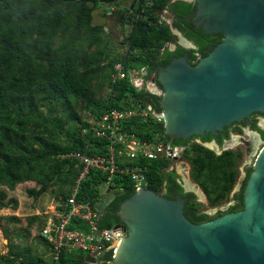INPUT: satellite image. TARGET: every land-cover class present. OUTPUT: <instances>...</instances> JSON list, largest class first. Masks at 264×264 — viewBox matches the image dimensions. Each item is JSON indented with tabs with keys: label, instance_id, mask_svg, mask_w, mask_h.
I'll list each match as a JSON object with an SVG mask.
<instances>
[{
	"label": "trees",
	"instance_id": "16d2710c",
	"mask_svg": "<svg viewBox=\"0 0 264 264\" xmlns=\"http://www.w3.org/2000/svg\"><path fill=\"white\" fill-rule=\"evenodd\" d=\"M112 1L123 3L121 0H0V212L10 205L18 207V200L10 198L9 191L27 181L37 183L38 188L28 190L34 199L55 186L59 200L66 199L80 173V168L76 167L78 159L67 155L86 151L92 156L106 154L108 140L81 134L80 124L88 126L89 123L79 110L99 115L108 101L110 107L118 108L129 106L133 100L161 109L155 96L137 92L128 80H120L114 85L115 96L111 99L101 95L111 83L116 62L123 60L128 67L148 65L151 70L158 64L168 65L174 57L187 51L182 46L176 50L165 48L168 42L177 38L174 28L193 40L204 57L220 42L215 35L204 33L202 27L193 30L196 2L152 0L153 6L147 12L149 19L157 20L168 10L176 13V20L173 24L167 21L158 24L148 18L139 20L126 37L131 49L137 51L131 57L121 58L122 47H117L118 40L105 32L104 23L93 22L94 10ZM124 10H120L119 19L117 16L118 22L123 23ZM195 52L190 51L188 58L195 59ZM147 126H140L139 134L143 137L161 133L170 140L164 135L165 125L149 126L145 133ZM174 141L183 140L176 138ZM88 143L90 146L86 150ZM195 149L206 150L208 154L190 158L195 178L199 179L206 166L213 171L232 170V164L220 163L221 158L212 151L199 144ZM145 164L150 168L148 188L159 192L166 180L167 172L163 169L168 161L146 160ZM171 175L176 183L175 176ZM106 180L107 175L91 169L88 178L82 182L78 201H91L96 208ZM116 182L125 192L101 212L100 227L111 228L122 223L117 212L136 192L128 177L116 178ZM221 194L223 197L224 193ZM188 217L196 223L205 219V216L197 219L189 214ZM2 218L0 214V227L9 244L7 251L0 250V264H92L86 261V253L81 250L62 251L57 263L52 255L47 258L45 253L34 252L31 246L16 241L24 234L11 235ZM39 218L40 215L31 217L29 225ZM7 219L19 218L7 216ZM69 228L87 230L89 226L74 217ZM41 237L42 243L52 252L51 244L43 235ZM110 260L107 255L101 264H111Z\"/></svg>",
	"mask_w": 264,
	"mask_h": 264
},
{
	"label": "water",
	"instance_id": "95a60500",
	"mask_svg": "<svg viewBox=\"0 0 264 264\" xmlns=\"http://www.w3.org/2000/svg\"><path fill=\"white\" fill-rule=\"evenodd\" d=\"M195 1L193 22L225 39L195 65L185 54L159 67L158 80L167 91L160 99L164 135L171 139L264 111V0ZM137 190L120 207L130 234L115 226L125 236L113 264H264V152L247 188L245 209L210 222L196 224L182 205L149 188ZM124 192L113 187L96 209L106 211ZM86 261L96 263L89 255Z\"/></svg>",
	"mask_w": 264,
	"mask_h": 264
},
{
	"label": "built area",
	"instance_id": "2783aa9c",
	"mask_svg": "<svg viewBox=\"0 0 264 264\" xmlns=\"http://www.w3.org/2000/svg\"><path fill=\"white\" fill-rule=\"evenodd\" d=\"M125 0L101 4V11L109 19H116L121 9L123 12V23L118 22L120 29L123 28L121 38V58L131 57L137 51L131 49L126 42L136 23L141 19L162 24L168 19L161 13L157 20L149 19L147 14L153 6L152 0ZM120 16L118 17V19ZM105 32L112 34V27L104 25ZM112 31V32H111ZM168 44V43H167ZM153 73L148 65L128 67L123 60L115 63L111 73V83L106 85L107 99L115 96L114 85L120 80H128L130 85L137 92H144L147 95H156V85L153 81ZM107 102L103 112L99 115L87 113L84 116L89 123L88 126L80 124L82 135H91L99 139L108 140L106 154L92 156L87 151L82 153H70L68 157L78 159L76 167L80 168L71 192L66 199L61 200L45 223L41 234L51 244L52 257L57 263L62 251L81 250L86 255L94 258L96 263L101 264L107 255H110V262L115 258L116 250L124 238V231L115 232V226L100 227L101 212L93 207L91 201L80 202L77 199L82 182L85 181L91 169L100 170L107 175V180L99 199L102 200L107 192L113 187H119L116 178L128 177L135 191L146 189L150 185L149 165L146 160H167L168 163L180 162L183 157V148L180 144L170 141L161 133L154 136L143 137L139 134L140 126L148 124L154 127L157 124L165 125L164 112L158 110L153 104L133 100L129 106L112 108ZM90 144L86 145L88 150ZM165 167V166H164ZM78 218L86 222L89 228H69L72 218Z\"/></svg>",
	"mask_w": 264,
	"mask_h": 264
},
{
	"label": "flooded vegetation",
	"instance_id": "af4514ba",
	"mask_svg": "<svg viewBox=\"0 0 264 264\" xmlns=\"http://www.w3.org/2000/svg\"><path fill=\"white\" fill-rule=\"evenodd\" d=\"M185 1L196 2L195 0ZM166 11L165 13L168 16L170 15L172 20L170 22L168 20L167 22L173 24L177 16H173L171 14L172 11ZM198 27L195 25L193 30ZM175 29L177 28L173 29L177 38L168 42L165 48L176 50L178 46H182L187 50L183 55L187 54L188 61L193 65L197 64L204 57L199 52V47L179 29H177L178 32ZM203 32L210 36L215 35V38L220 39V42L225 39L223 33H207L204 30ZM190 51H196L195 59L188 58ZM160 66L166 65L158 64L156 69H152L151 72L154 75L155 92L159 93V95L156 94L153 96L157 98L160 104V110L163 111V103L160 102V99L165 98L167 91L158 82V70ZM178 138H181L183 141L175 142L171 138L170 140L181 145L183 148V157L180 162L168 163L164 167L163 170L167 172L166 180L160 191L156 193L182 205L184 215L188 219V214L197 219L200 216H205V219L201 220V222H194L196 224L210 222L228 213L244 210L247 201V188L256 176V167L264 152V111H254L250 115L240 120L232 121L216 130H206L187 137ZM196 144L212 151L217 158H221L222 162L220 163H227V166L232 164V170L228 169L224 171L215 169L213 171L207 169L208 167L206 166L201 171L203 174L199 176V179L195 178L193 175V164L190 158L198 157L199 155L206 157L208 155L206 150L199 149L198 151L195 149ZM214 173H218V175H214ZM171 174L175 176L176 183H174ZM210 176H213V178L209 179L208 177ZM221 192L224 193L223 197H221ZM121 212L122 208L117 213L120 215ZM189 220L191 221V219ZM117 225L123 226L126 236L130 234V226L128 224L122 222ZM111 264L113 263L111 262Z\"/></svg>",
	"mask_w": 264,
	"mask_h": 264
},
{
	"label": "rangeland",
	"instance_id": "374dc122",
	"mask_svg": "<svg viewBox=\"0 0 264 264\" xmlns=\"http://www.w3.org/2000/svg\"><path fill=\"white\" fill-rule=\"evenodd\" d=\"M122 2H125V0H121ZM93 16H94V21L95 22H100L103 19L106 21V23L104 24H108L109 26L113 27V36L115 40H118L119 44H117V47H121V42L122 40H124L123 38H121L122 35V31L120 29V26L118 24V21L116 19H109L108 17H106V15H104L101 11V6H99L96 10H94L93 12ZM170 22V18H167ZM111 23L113 24V26L111 25ZM112 32V31H111ZM121 41V42H120ZM106 94V89L104 88V90L102 91L101 95H105ZM79 112L81 113L82 116H86L87 112L86 111H82L79 110ZM19 188H21L22 191H18L17 194L19 192H21L22 194V201H20L21 199H19V203L22 206V210H21V216H29L28 214H40V215H46L48 213L52 212V208L50 207L51 205H56L57 203L60 202L59 198L56 196V194L58 193V187H52L47 193L43 194L41 197H39L38 199H35L31 202V199H28V195L26 194V188L27 185L25 186H21L18 185ZM17 187V188H18ZM9 194H13L12 192H9ZM43 206V207H42ZM10 212H13L11 210H1V214H10ZM19 213V210H18ZM12 214H17V213H12ZM52 215V214H50ZM44 218V217H43ZM4 219H2V222H6L3 221ZM23 222H25V220H23ZM23 222H18L17 224L14 225V228H19V227H23L24 223ZM40 227L38 223H35L34 226L31 228V233L29 236H26L25 238L20 239L19 241L25 245V246H31L34 250V252L36 253H44L45 252V256L47 258H50V256L52 255V252L48 249H46V246L41 244V242H39L40 239ZM8 244H9V239L7 238L6 234L3 232V230H1L0 227V250L4 253L5 251H7L8 249Z\"/></svg>",
	"mask_w": 264,
	"mask_h": 264
},
{
	"label": "crops",
	"instance_id": "0c3cea01",
	"mask_svg": "<svg viewBox=\"0 0 264 264\" xmlns=\"http://www.w3.org/2000/svg\"><path fill=\"white\" fill-rule=\"evenodd\" d=\"M93 22L94 23H106V21L103 19L102 21H100V22H95L94 21V19H93ZM18 185H23V186H25V185H27V188H26V194L28 195V199H31V202L33 201V200H35L34 199V197H31L29 194H28V190L29 189H31V188H38V186H37V183H36V181H27V182H23V183H19ZM18 185L16 186V188H15V190H12V191H9V192H12L13 194H9V197L11 198V197H14V198H16L17 200H18V207H16V208H13L11 205L10 206H8L7 208H5V209H3V210H11V211H13V212H10V214H1V215H3V218L2 219H4L3 221H6L5 223L4 222H2L3 223V225H5L7 228H9V233L11 234V235H13V234H16V233H23L24 234V237H22V238H25L26 236H29L30 235V233H31V228L34 226V224L35 223H38L39 224V227H40V233H39V235H40V241L39 242H41V244H43L42 242V234H41V231H42V229L44 228V226H45V223H46V220H47V218L50 216V214H46V215H40V214H28L29 216H21V210H22V206H21V204L19 203V199H21V197H22V194H21V192H19L18 194H17V192L18 191H22L21 190V188H19L18 187ZM18 187V188H17ZM18 196H19V199H18ZM41 197V196H40ZM20 201H22V199L20 200ZM58 204V203H57ZM56 204V205H57ZM56 205H51L50 207L52 208V210L54 209V206H56ZM43 207V206H42ZM18 210H19V213H18ZM12 213H17V214H12ZM35 215H40V218L39 219H37V220H35V221H33L30 225H29V221H30V218L31 217H33V216H35ZM7 216H17L19 219L18 220H11V221H9V219H7ZM44 217V218H43ZM23 220H25V222H23ZM23 222L24 223V226L23 227H19V228H14V225L15 224H17L18 222ZM2 230V229H1ZM16 241H19L18 239H16ZM43 245H45V244H43ZM46 246V245H45ZM47 249V248H46ZM45 253V252H44Z\"/></svg>",
	"mask_w": 264,
	"mask_h": 264
},
{
	"label": "clouds",
	"instance_id": "9594fccd",
	"mask_svg": "<svg viewBox=\"0 0 264 264\" xmlns=\"http://www.w3.org/2000/svg\"><path fill=\"white\" fill-rule=\"evenodd\" d=\"M119 187H121V186H119ZM103 200V199H102ZM101 201V200H100ZM116 226V225H115ZM87 256V255H86Z\"/></svg>",
	"mask_w": 264,
	"mask_h": 264
}]
</instances>
